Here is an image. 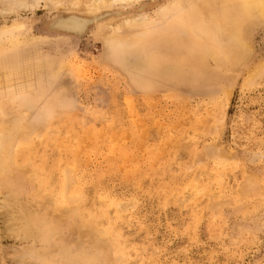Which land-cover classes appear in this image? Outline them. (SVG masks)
Returning <instances> with one entry per match:
<instances>
[{
  "label": "rangeland",
  "instance_id": "rangeland-1",
  "mask_svg": "<svg viewBox=\"0 0 264 264\" xmlns=\"http://www.w3.org/2000/svg\"><path fill=\"white\" fill-rule=\"evenodd\" d=\"M169 1L104 9L79 35L52 28L70 12L43 0L0 17L36 39L19 50L33 63L0 70V121L37 130L11 199L50 224L45 241L6 238L19 252L7 264H264V22L247 28L246 45L228 40L242 58L218 50L204 60L186 24L171 57L156 61L148 37L120 50L103 37L109 21L153 18ZM20 87L22 115L11 102ZM66 167L78 184L62 200Z\"/></svg>",
  "mask_w": 264,
  "mask_h": 264
},
{
  "label": "bare ground",
  "instance_id": "bare-ground-1",
  "mask_svg": "<svg viewBox=\"0 0 264 264\" xmlns=\"http://www.w3.org/2000/svg\"><path fill=\"white\" fill-rule=\"evenodd\" d=\"M39 1L15 0L13 4L9 1L10 3L7 2V4L9 3L12 6L0 9V17L5 18L25 10L33 11L38 7ZM43 1L46 4L60 6L70 12L67 15L56 17L51 23L52 28L79 35L89 23H97L109 16L107 14L103 15L102 10L117 5L127 6L142 0ZM82 11L89 12L92 17L89 18L79 14ZM112 15L118 16L119 14ZM16 19H12L10 25L3 24L0 27V70L5 71V76H13L21 71V67H24V65L29 66L33 63L31 56L27 57V61L25 60L24 62V59L19 55V50L21 46L27 45L29 41V45L35 44L36 39H27L28 37L24 34L23 29L24 23ZM109 22H113L115 25L112 23H110L112 24L111 26L109 24L107 26L103 25L102 31L107 30L103 37L108 40L107 42L112 49L144 48L146 45L145 39L148 37L159 45L156 46L151 57L155 61L171 57L173 54L172 48L176 45L178 38L181 37L178 31L182 30L183 28L181 27L185 24L186 27L189 26L193 29L192 32L197 39L196 43L200 44L198 50L203 53L204 60L215 59V54L218 50H221L228 58H242L244 56L235 47L230 46L228 40L237 42L240 45H246L249 42L250 36L246 32L247 28L264 22V0H170L167 4L156 9L153 18L142 14L138 17H122L116 21L111 20ZM119 23H122L123 26L119 25ZM16 31H19V33H16ZM7 57H12V60H7ZM14 91L11 102L22 115L24 113L22 98L28 96L29 91L24 87ZM44 94L48 95L43 92ZM46 110V128H48L51 126L53 119L48 114V108ZM2 115L0 111V118ZM9 123L0 121V264H7L9 260L19 255V252L17 254L13 253L11 252L13 249L3 245L6 238L16 241L22 238L33 241L39 232L42 241H45L48 239V226L50 225L48 222L42 221L40 217L30 210L25 211L23 214L15 210V203L11 197L14 192L19 193L21 191L23 186H20L22 185L24 174L18 163L27 164L30 162L29 159L33 156L34 139L30 138L27 131H34L36 127L30 121L19 124V127L15 123ZM44 132L42 140L46 141V138L48 139L49 137L47 131ZM26 142H28L27 147L30 150L26 147V144L21 145ZM34 172H36V169L33 170ZM63 173L64 175L60 180V196L62 200L66 198L71 186L78 184L76 174L72 170L66 167ZM37 185L42 187V180H38Z\"/></svg>",
  "mask_w": 264,
  "mask_h": 264
}]
</instances>
